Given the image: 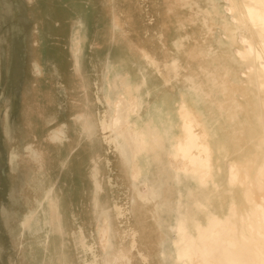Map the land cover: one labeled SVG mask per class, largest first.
I'll return each mask as SVG.
<instances>
[{
    "label": "bare ground",
    "instance_id": "1",
    "mask_svg": "<svg viewBox=\"0 0 264 264\" xmlns=\"http://www.w3.org/2000/svg\"><path fill=\"white\" fill-rule=\"evenodd\" d=\"M209 1L207 16L227 5L222 43L237 46L239 71L200 66L201 79L190 64L198 43L173 32L171 13L144 9L157 31L140 27L139 6L160 0H112L115 27L147 66L112 51L103 66L87 64L81 31L72 60L50 53L58 78L35 57L30 72L38 93L51 107L83 113L84 121H72L73 137L87 143L85 158L99 149L102 156L94 163L92 199L82 205L83 226L64 216L65 200L55 197L52 230L30 237L37 244L23 248L27 264H43L45 254L61 250L69 264H161L167 246L175 264H264V0ZM32 35L45 47L40 31ZM172 49L186 52L189 62L165 57ZM51 238L62 239L57 249Z\"/></svg>",
    "mask_w": 264,
    "mask_h": 264
},
{
    "label": "crops",
    "instance_id": "2",
    "mask_svg": "<svg viewBox=\"0 0 264 264\" xmlns=\"http://www.w3.org/2000/svg\"><path fill=\"white\" fill-rule=\"evenodd\" d=\"M31 2L32 0H29V4ZM32 9L28 7L27 11L31 13ZM2 13L12 15L16 21L20 19L19 11L7 9ZM22 29L25 27L22 26ZM25 30L28 31L27 27ZM39 31L47 47V36L50 32ZM49 53H54L52 47ZM5 54L3 58L0 57L2 62L7 60L8 52ZM32 67L30 63L25 70L30 73ZM47 70L46 66L44 71L47 72ZM49 72L58 78L61 68L53 62ZM137 74L140 75L139 72ZM1 76V80L5 79L3 72ZM33 81L32 76L27 80H22L20 86H25L27 93H20V91L8 96L0 94V103L8 102L10 106H13V109L7 112L0 111V264H27L26 262L30 261L26 259L27 251L23 248L28 246L27 244H37L36 239L30 238L32 235L41 236L48 230H52L53 207L51 202L57 196L59 200H65L61 205L64 216H72L78 225L83 226V216L86 212L82 205L92 199L90 194L95 181L94 163L100 161L102 156V151L99 149L94 155L85 158L84 148L87 143L85 140L76 142L73 137L72 121L78 123L84 121L83 113L74 114L68 105H66L67 110H62L59 106L54 107L53 104L51 107L52 100L49 102L44 99L45 96L42 97L38 93ZM42 83L38 86H46L45 82L42 81ZM15 96H18V100L14 99ZM62 101L65 102L64 99ZM77 129L81 132L85 130L84 126L77 127ZM58 135H62L61 139L56 138ZM89 184H91L90 189ZM146 191L144 187L143 192ZM36 210L40 211L42 220L34 217ZM26 221L29 225L25 232V229L22 230L24 228L22 225L26 224ZM30 230L35 232L30 233ZM46 241L43 243H48ZM59 241L60 243L55 238L49 240L55 249L62 243V239ZM61 251L59 255L48 252L41 262L43 264H69L68 251Z\"/></svg>",
    "mask_w": 264,
    "mask_h": 264
},
{
    "label": "rangeland",
    "instance_id": "3",
    "mask_svg": "<svg viewBox=\"0 0 264 264\" xmlns=\"http://www.w3.org/2000/svg\"><path fill=\"white\" fill-rule=\"evenodd\" d=\"M28 7L33 8L31 13L27 11ZM210 7L209 0H160L159 3H145L139 6L142 10L140 9L136 18L144 30L156 32L157 26L149 21L150 18L144 9L159 10L165 15L171 13L168 19L173 32L178 31L181 36L190 33L197 41L198 47L190 64L196 66V74L201 79H205L199 70L200 66L217 68L228 66L235 72L243 66L235 58L234 51L237 46L232 47L226 44L227 42L222 43L221 26L222 20L227 17L225 13L227 5L224 3L219 5L218 11L213 16H207L203 11ZM113 8L112 0H32L30 4L29 0H0V57L8 52L5 62H2L3 57L0 59V71L5 75V79H0L1 95H13L20 91L27 93V88L21 87L20 84L22 80H27L32 75L25 69L30 63L31 66L34 65L33 61L37 55L43 66H53V60L49 59L51 47L52 49L55 47L57 50L54 51L59 50L66 58L68 56L72 60L71 50L76 31H81L82 52L87 64L93 65L92 63L95 62L103 66L109 52L112 51L117 59L127 56L130 61L147 66V63L142 61L130 47L129 37L115 27ZM7 9L19 11V21H16L12 15L2 13ZM181 24H185L188 29L181 31ZM22 26L25 29L27 27L28 31L22 29ZM209 27L212 28V33L209 32ZM35 30L37 33L39 30L50 32L46 47L47 51L49 50L48 56H45V47L35 46L32 35ZM171 51L164 56L169 59L180 56L185 63L189 62L186 52L178 54L173 49ZM201 52L203 55H200ZM9 105L7 102L0 103V111L7 112ZM142 193L147 194V191ZM165 251H167L165 263L161 262V264H175L173 246H167Z\"/></svg>",
    "mask_w": 264,
    "mask_h": 264
}]
</instances>
